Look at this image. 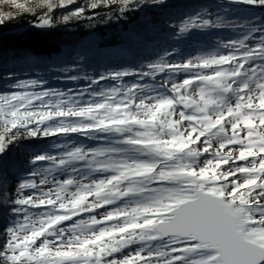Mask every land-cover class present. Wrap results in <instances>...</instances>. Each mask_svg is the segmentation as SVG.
Segmentation results:
<instances>
[{"label":"snow or ice","instance_id":"1","mask_svg":"<svg viewBox=\"0 0 264 264\" xmlns=\"http://www.w3.org/2000/svg\"><path fill=\"white\" fill-rule=\"evenodd\" d=\"M134 2L120 0V14ZM73 3L40 0L26 10L46 9L36 25L45 27L54 24L55 9ZM228 4L264 9V0ZM227 11L203 6L179 26V33L236 29L237 37L220 43L223 53L169 62L173 49L147 71L86 77L91 83L82 89L26 79L0 94V156L21 134L63 137L52 144L54 154L30 161L33 170L20 177L14 197L5 192L17 220L6 228L0 264H264V22L228 20L220 14ZM73 17L96 18L85 6L62 19ZM6 18L11 13H0V26ZM157 73L161 82L141 83ZM128 76L137 77L130 87L92 88ZM74 135L99 143L77 144ZM53 173L66 178L50 181ZM6 184L0 176V186ZM130 246L136 247L124 255Z\"/></svg>","mask_w":264,"mask_h":264},{"label":"trees","instance_id":"2","mask_svg":"<svg viewBox=\"0 0 264 264\" xmlns=\"http://www.w3.org/2000/svg\"><path fill=\"white\" fill-rule=\"evenodd\" d=\"M39 2L15 0V3H8L7 0H0V13H11V18H6L4 25L0 26V94L14 91L11 86L17 80L26 79L43 80L46 82L45 88L55 90L82 89L91 83L86 77L95 78L125 69L147 71L145 65L159 60L166 51L176 50L173 56L165 57L169 62L182 61L186 55L216 49L221 42L239 35L236 29L227 28H193L186 33H179L183 20L203 6L216 13L224 5L229 11L220 14L228 20L244 21L255 17L264 22V9L245 4H228V0H163V3L135 0L123 14L119 12L120 0H112L111 4L105 0L95 10L87 5L99 3V0H74L72 5L54 10L53 25L39 27L36 26L38 19L46 9L36 7L33 12L26 10ZM16 3L25 4V9H17ZM81 6H85L87 16L95 15L96 18L78 20L73 17L67 22L62 19ZM9 73L14 74L11 79L7 78ZM66 75L80 78L66 79ZM161 77L162 74L157 73L155 81L144 77L141 83H159ZM136 79V76L124 77L122 81L106 79L92 85V88L99 91L115 84L126 87ZM72 139L77 144L87 146L99 143L75 135ZM62 140L63 137L60 138ZM60 141L54 137L25 138L21 134L9 145L7 153L0 156V176H7L6 186H0V244L6 239V228L17 220L10 211L11 206L5 202V192L14 197L15 189L21 182L20 177L33 170L30 161L45 152L54 154L56 149L51 146ZM38 164L48 166L46 162ZM53 175L61 181L66 178V174L53 173L48 176L50 181ZM25 194L32 193L26 190ZM31 211L35 213L40 209ZM30 219L36 221L39 216L31 215ZM70 223L64 222L61 226ZM135 247L130 246L121 251L128 255Z\"/></svg>","mask_w":264,"mask_h":264},{"label":"rangeland","instance_id":"3","mask_svg":"<svg viewBox=\"0 0 264 264\" xmlns=\"http://www.w3.org/2000/svg\"><path fill=\"white\" fill-rule=\"evenodd\" d=\"M218 47L216 48V49H213V50H210V51H199V52H196L195 54H192V55H186L187 57L185 58V59H183V60H186V59H188V58H192V57H197V56H201V55H205V54H207V53H212V52H220V53H223L224 52V49H222L221 47H220V45H217ZM182 60V61H183ZM171 78H174V79H177V80H182L183 79V75L181 74V75H172L171 76ZM128 84V83H127ZM131 85H129V86H126V87H130ZM104 87V86H103ZM113 87H119V84H115V85H110L108 88H101L100 90H104V89H111V88H113ZM99 90V91H100ZM201 161H203V162H201ZM199 163H200V165L201 166H203L204 164H205V161H204V159H200V161H199ZM225 168L227 167V166H224ZM85 182V181H84ZM88 182V181H87ZM87 182H85V183H87ZM84 219H87V217L86 218H84ZM37 221V220H36ZM85 235H87V233H85Z\"/></svg>","mask_w":264,"mask_h":264}]
</instances>
